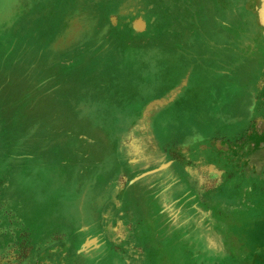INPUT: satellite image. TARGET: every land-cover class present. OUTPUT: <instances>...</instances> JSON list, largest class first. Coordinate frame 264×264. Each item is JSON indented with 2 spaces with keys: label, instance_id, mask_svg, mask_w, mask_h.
<instances>
[{
  "label": "rangeland",
  "instance_id": "374dc122",
  "mask_svg": "<svg viewBox=\"0 0 264 264\" xmlns=\"http://www.w3.org/2000/svg\"><path fill=\"white\" fill-rule=\"evenodd\" d=\"M263 241L264 0H0L21 264H264Z\"/></svg>",
  "mask_w": 264,
  "mask_h": 264
},
{
  "label": "flooded vegetation",
  "instance_id": "af4514ba",
  "mask_svg": "<svg viewBox=\"0 0 264 264\" xmlns=\"http://www.w3.org/2000/svg\"><path fill=\"white\" fill-rule=\"evenodd\" d=\"M247 95H249V94H247ZM251 112H252V110H251ZM200 171H201L200 175H201L203 181L205 182V185L203 184V189L205 191L207 190V188H210V185H207V183H210V184L213 185V183L215 182L214 183L215 186L216 185L220 186L219 181L221 180V178L219 179V175L218 174H215V175L212 174L211 173V169L210 168L208 169V167H200ZM217 179H219V180H217ZM208 211L209 210L205 211L204 215H207ZM209 212L211 213V211H209ZM204 219L206 220V222L211 223L210 222V217L205 216ZM91 236H87V237H91ZM93 236H95V235H93ZM97 238H98V236H97ZM99 244H100V242L97 239L96 245L91 244V246H89L87 248V250L96 249V248L99 247ZM258 244L264 245V241L261 242V243L259 242ZM29 256H30L29 253L26 252L25 249H22L21 245H18L16 243L11 244V245H4L3 243H0V264H21ZM238 256L236 255L235 258H238ZM240 257H243V256L240 255ZM255 257L258 258L257 256L252 255V258L255 259Z\"/></svg>",
  "mask_w": 264,
  "mask_h": 264
},
{
  "label": "water",
  "instance_id": "95a60500",
  "mask_svg": "<svg viewBox=\"0 0 264 264\" xmlns=\"http://www.w3.org/2000/svg\"><path fill=\"white\" fill-rule=\"evenodd\" d=\"M134 27L138 30H142L144 28V21L142 20V18H138L135 22H134ZM155 169L146 171L144 173H142L141 175H144L148 172L154 171ZM97 236H91V237H86L85 240L81 243L80 248L78 249V251L83 252L86 251L87 248L89 246H91V244L96 245L97 242Z\"/></svg>",
  "mask_w": 264,
  "mask_h": 264
},
{
  "label": "bare ground",
  "instance_id": "6f19581e",
  "mask_svg": "<svg viewBox=\"0 0 264 264\" xmlns=\"http://www.w3.org/2000/svg\"><path fill=\"white\" fill-rule=\"evenodd\" d=\"M260 150V149H259ZM263 153V152H262ZM257 155V154H256ZM255 157V156H254ZM258 162V161H257ZM259 163V162H258Z\"/></svg>",
  "mask_w": 264,
  "mask_h": 264
}]
</instances>
